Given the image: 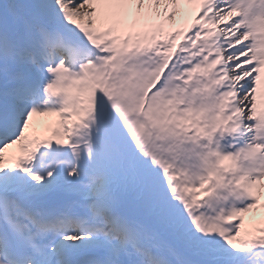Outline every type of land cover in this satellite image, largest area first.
<instances>
[{
    "label": "snow or ice",
    "instance_id": "6c2138e0",
    "mask_svg": "<svg viewBox=\"0 0 264 264\" xmlns=\"http://www.w3.org/2000/svg\"><path fill=\"white\" fill-rule=\"evenodd\" d=\"M262 193L264 0H0V264H264Z\"/></svg>",
    "mask_w": 264,
    "mask_h": 264
},
{
    "label": "rangeland",
    "instance_id": "374dc122",
    "mask_svg": "<svg viewBox=\"0 0 264 264\" xmlns=\"http://www.w3.org/2000/svg\"><path fill=\"white\" fill-rule=\"evenodd\" d=\"M34 122H37V124H40V120L38 117H34ZM38 130H42L41 127L38 128ZM264 198V193L261 194V199ZM262 213H261V212ZM264 206L260 207V209H254L252 212H249L245 215V225L248 226L250 224H264Z\"/></svg>",
    "mask_w": 264,
    "mask_h": 264
},
{
    "label": "bare ground",
    "instance_id": "6f19581e",
    "mask_svg": "<svg viewBox=\"0 0 264 264\" xmlns=\"http://www.w3.org/2000/svg\"><path fill=\"white\" fill-rule=\"evenodd\" d=\"M184 7L187 8V6H184ZM191 13L194 14L195 12L193 11V12H191ZM168 22H169V21H166V20H165V21L163 22V24L165 25V24L168 23ZM169 23H171V22H169ZM178 25H179V24H177V26H178ZM47 124L51 126V124H49V123H47ZM43 129H44V128H43ZM46 130H47V131H50V129H46Z\"/></svg>",
    "mask_w": 264,
    "mask_h": 264
}]
</instances>
